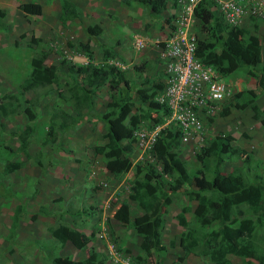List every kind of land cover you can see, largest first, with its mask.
<instances>
[{
    "label": "rangeland",
    "instance_id": "rangeland-1",
    "mask_svg": "<svg viewBox=\"0 0 264 264\" xmlns=\"http://www.w3.org/2000/svg\"><path fill=\"white\" fill-rule=\"evenodd\" d=\"M28 1L0 0V8L5 10L4 17L0 18V102L11 101L13 107L19 104L21 109L7 116L0 115V264H51L56 256H70L85 263L92 252L96 253L100 264H212L208 257L193 254L178 260L183 255L179 238L185 228L178 224L175 215L184 205L195 208L197 197L202 193L191 186L170 193L171 203L160 215L165 253L153 252L152 258L144 262L135 259L141 255V239L132 223L141 210L136 202L129 200L130 182L136 166L143 162L161 171L150 141L160 129L159 124L173 121L172 112L163 111L170 103L167 92L172 83L163 70L162 59L172 0L158 13L134 0L127 4L124 0H70L77 17L65 24L59 19L60 0H37L42 6L40 15H25L20 10L19 5ZM244 7L248 14L241 27L247 31L245 37L255 34L260 39L261 67L264 63V0L248 1ZM93 25L99 27L97 34L86 31ZM202 37L200 33L199 38ZM79 43L89 45L91 59L76 48ZM41 49L48 54L46 63L54 65L57 79L50 85L26 90L22 84L31 71L30 60ZM106 51L112 53L108 58H105ZM87 62L114 65L123 70L130 88L112 95L106 83L92 94L90 103L78 107L70 97L73 81L68 68ZM213 73L230 86L232 93L253 90L259 108L264 111V88L248 75L246 68L228 75H221L217 70ZM9 94H14L16 101L10 100ZM188 97L186 94L172 102V111L183 112L186 118ZM124 98L129 101L132 114L146 112L151 117L136 126L131 149L122 154L132 162L131 170L117 176L106 169L103 155L96 148L102 144V133L107 128L104 115L120 114ZM150 99L158 102L160 108H149ZM230 101H235L232 95L212 115L208 107L199 113L195 110L197 123L188 121V129H194L193 133L190 139L181 140L175 150L186 161L187 169L194 172L200 168L196 155L202 153L208 142L217 135L230 134L234 138L231 143L242 150L226 156L221 171L239 174L248 182H264V126L253 118L249 108L233 107L228 116H222L220 112ZM25 108L34 114L32 120L24 113ZM60 112L66 113L67 118H62ZM154 118L161 120L155 122ZM64 120L69 125L62 128L59 123ZM26 125H32L28 156L18 150V134ZM8 162L22 164L7 173L4 168ZM162 179L166 180L162 181L167 188L166 182L171 178L164 175ZM122 201L129 203L130 225L122 224L116 217ZM17 207H20L19 220L12 228ZM185 216L191 225H196L192 211ZM64 221L69 228L78 227L90 234V241L87 240L83 248L76 249L69 240L60 244L53 238L50 229ZM210 226V222L206 223L203 230H209ZM259 232L264 235V227ZM231 260L243 264L237 256H231Z\"/></svg>",
    "mask_w": 264,
    "mask_h": 264
},
{
    "label": "trees",
    "instance_id": "trees-1",
    "mask_svg": "<svg viewBox=\"0 0 264 264\" xmlns=\"http://www.w3.org/2000/svg\"><path fill=\"white\" fill-rule=\"evenodd\" d=\"M129 3L130 0H124ZM148 5L153 12L165 9L171 0H134ZM175 1V0H174ZM60 21H66L77 17L75 5L70 0H60ZM211 2L201 1L195 8V16L198 19L199 29L203 37L198 40L195 50L196 56L205 64L213 66L222 75H228L239 68H246L248 75L255 78L257 83L264 88V63L261 67L262 45L255 34L247 37L246 29L223 22L222 17H215L210 10ZM23 13L40 15L42 6L37 0H30L19 5ZM5 10L0 8V18L4 17ZM257 28V24H254ZM86 31L97 34V25L88 26ZM220 51H217V48ZM76 48L84 52L91 59L92 52L87 43H79ZM112 55L106 51L105 58ZM47 52L41 49L30 60L31 71L24 79L22 87L26 90L50 85L56 81L55 67L46 63ZM70 77L73 81L69 88L70 97L78 107L82 103H90L92 94L101 86L109 83L111 94L129 89L130 82L124 78L123 70L114 65L78 64L69 66ZM141 69V67H138ZM78 79H81L78 81ZM7 97L14 100L16 96L9 94ZM234 102L230 101L220 112L222 116H228L231 108L244 110L250 108L253 118L264 126V111L257 104V95L251 90H243L233 95ZM16 101V99H15ZM125 105L121 113H106L104 118L107 128L102 133V144L96 151L103 155L106 169L114 175H122L132 168V162L123 158L125 150H130V142L133 141V130L141 121L149 119V113L141 115L132 114L129 101L124 98ZM88 105V104H86ZM149 108L158 109V102L150 99ZM19 104L14 107L10 102H0V115L20 112ZM24 113L32 120L34 114L29 108ZM62 118L67 114L60 112ZM165 114V113H163ZM155 122L161 119L154 118ZM60 127L69 124L64 120ZM32 125H26L18 134L20 146L18 150L28 156V145L31 136ZM126 140L127 143L123 141ZM231 135L216 136L209 142L202 153L196 155L200 168L191 172L186 167V161L182 160L175 149L180 144V132L177 126H168L162 129L156 138L152 151L161 164V171H157L148 162L136 166L134 178L130 182L129 200L136 202L141 210L132 223V228L140 237L141 255L137 260L146 261L152 258L153 252L159 255L165 253L166 246L161 242L163 219L160 215L166 212V207L171 203L170 193H176L191 186L202 192L197 197L195 208L184 205L181 211L175 215L177 222L185 228L179 238V245L183 250L181 260L188 254L208 257L212 264H235L231 256H237L243 264H264V235L259 230L264 227V182L252 183L246 181L241 175L221 172V164L226 156L240 152V148L232 145ZM22 163L8 162L4 171L11 173L18 169ZM209 172L212 175H209ZM167 175L171 181H167L168 187L162 176ZM163 180V181H162ZM17 207L14 213L12 228L19 220ZM192 211L196 225L193 226L187 220L185 214ZM130 206L128 201H122L116 210L118 221L129 224ZM211 223L209 230H203L206 223ZM130 225V224H129ZM51 235L60 244L68 240L76 248H83L90 236L82 230L71 229L67 222L50 229ZM94 234V232L92 233ZM173 245V242H170ZM255 260L253 263L251 260ZM51 264H100L95 252L89 254L85 263H79L70 256H56Z\"/></svg>",
    "mask_w": 264,
    "mask_h": 264
},
{
    "label": "built area",
    "instance_id": "built-area-1",
    "mask_svg": "<svg viewBox=\"0 0 264 264\" xmlns=\"http://www.w3.org/2000/svg\"><path fill=\"white\" fill-rule=\"evenodd\" d=\"M201 1L203 0H172L167 17L169 30L164 40L163 54L169 58L167 71L172 83L167 94L174 103L189 94L187 98L189 115L185 118L180 112L174 113L184 127H187L189 120L195 121L194 107H210L211 110V102L220 100L225 88L224 84L218 81L213 70L207 67L195 53L197 45L195 29L198 21L194 12ZM211 1L214 3L212 10L217 9L218 14L226 22L238 25L248 14L244 4L248 1L252 3L254 0ZM152 136L151 145L154 134Z\"/></svg>",
    "mask_w": 264,
    "mask_h": 264
},
{
    "label": "clouds",
    "instance_id": "clouds-1",
    "mask_svg": "<svg viewBox=\"0 0 264 264\" xmlns=\"http://www.w3.org/2000/svg\"><path fill=\"white\" fill-rule=\"evenodd\" d=\"M208 1H210L212 4H211V8H212V6H213V2L211 1V0H208ZM210 8V10L211 11H213L214 12V16L215 17H222L220 14H218V12H215V10H212ZM194 14H195V12H194ZM197 19V18H196ZM222 19H223V22L224 23H226V24H228V25H231V26H234V25H232V24H230V23H228V22H226L225 21V19L222 17ZM197 21H198V19H197ZM199 22V21H198ZM237 26H242L241 24H238ZM201 33V31H200V29H199V24H198V26H197V28L195 29V34H196V38H197V42H198V40L199 39H201V38H199V34ZM166 38H167V36H166ZM196 48H197V45H196ZM162 49H164V41H163V46H162ZM165 51V50H164ZM164 53V52H163ZM162 53V55L163 56H165L164 54ZM163 59V62H164V72L166 73L167 72V74H169V72L167 71V64H168V61H169V58L168 57H163L162 58ZM207 65V64H206ZM208 67H210L211 69L212 68H214L213 66H211V65H207ZM213 70V69H212ZM214 70H217V69H215L214 68ZM213 70V71H214ZM218 71V70H217ZM219 72V71H218ZM220 73V72H219ZM221 74V73H220ZM222 75V74H221ZM170 76V75H169ZM170 78H171V76H170ZM218 79V78H217ZM218 81H220V82H222L223 84H224V86H225V88H224V94H223V96H222V98L220 99V100H217V101H213V102H211V104H212V107H211V110H210V112H212L211 113V115L213 114V113H215V112H217L219 109H220V107H221V104L223 103V101L228 97V96H231L232 95V97H233V95L235 94V93H237V92H234V93H232V91H231V89H230V86L224 81V80H220V79H218ZM170 103H168V104H166L165 105V108L163 109V111H166V112H172V118H173V121H166V123H164L165 125H162V124H159L161 127H160V129H158V131H156L155 132V134H154V140H153V143H152V145H151V147H150V149L152 150V148L154 147V143H155V141H156V138H157V136H158V133L162 130V129H164V127L166 126V127H168V125L167 124H169V123H171V124H174L175 126H177L178 127V129H179V132H180V139L182 140V142L183 141H186L187 139H190V137H191V135H192V133H193V130L194 129H188V125H187V127H184L183 126V124L181 123V121L178 119V118H176L175 116H174V113H177V112H179V111H172V105H170V104H172V100L170 99V101H169ZM259 106V105H258ZM198 108H201V109H198ZM203 108H206V107H194V111L196 110V111H198V113L203 109ZM208 108H210V107H208ZM215 109V110H214ZM247 109V108H246ZM246 109H244V110H246ZM250 109V108H249ZM252 111V110H251ZM182 115H184L183 114V112H180ZM169 115V114H168ZM257 120V119H256ZM185 122H187V120L185 119ZM195 122L197 123V118H195ZM159 125H157L156 127H158ZM203 128H201L200 129V132H201V130H202ZM228 135H230V134H228ZM217 136H225V135H217ZM232 136V135H231ZM216 137V136H215ZM214 137V138H215ZM233 140H234V138H233ZM232 140V141H233ZM210 141H212V140H210ZM209 141V142H210ZM231 141V142H232ZM209 142H208V144H209ZM207 144V145H208ZM232 144V143H231ZM233 145V144H232ZM237 146V145H236ZM237 147H239V146H237ZM206 148V147H205ZM204 148V149H205ZM240 149H241V147H239ZM242 150V149H241ZM240 150V151H241ZM235 154H237V153H235ZM222 172V171H221ZM117 217V216H116ZM177 220V219H176ZM120 222V221H119ZM181 226V225H180ZM87 236H90V234L89 233H87V232H84ZM138 236V235H137ZM139 237V236H138ZM90 238V237H89ZM88 238V240L90 241V239ZM180 246V245H179ZM79 249H81V248H79ZM194 255V254H193ZM201 257V256H200ZM251 260H253V259H251ZM124 264H126V263H124Z\"/></svg>",
    "mask_w": 264,
    "mask_h": 264
}]
</instances>
